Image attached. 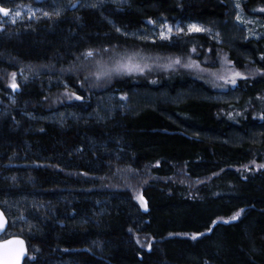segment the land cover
<instances>
[{
    "label": "trees",
    "instance_id": "16d2710c",
    "mask_svg": "<svg viewBox=\"0 0 264 264\" xmlns=\"http://www.w3.org/2000/svg\"><path fill=\"white\" fill-rule=\"evenodd\" d=\"M240 1L264 22V0ZM21 3L14 22L0 14V209L4 236L27 241L24 264H264V167L241 170L264 163V35L234 33L227 0H0ZM149 21L199 23L225 42L163 41ZM137 48H219L246 70L230 87L239 99H213L188 71L103 75ZM63 89L83 99L51 105Z\"/></svg>",
    "mask_w": 264,
    "mask_h": 264
},
{
    "label": "rangeland",
    "instance_id": "374dc122",
    "mask_svg": "<svg viewBox=\"0 0 264 264\" xmlns=\"http://www.w3.org/2000/svg\"><path fill=\"white\" fill-rule=\"evenodd\" d=\"M227 3L229 5V15L230 19L232 20V30L234 33L241 34L242 38H249V37H258L259 34L264 35V22L260 21L257 17L251 16V15H245L243 13V8L241 6V1L240 0H227ZM240 4V8L236 7V4ZM0 8H3L0 6ZM6 9V8H5ZM27 9L26 6H24L22 3L12 9L9 10V15L5 16L3 13H0L3 18L7 19L8 21H14L18 16H16V12H22ZM241 16L242 20L245 22H241L240 20H237L236 17ZM6 20V21H7ZM7 21V22H8ZM149 29H147L151 34H153L157 39L163 40V41H171L173 40L174 37L176 36H181L183 34H190L188 32V26L191 24H197L201 27H204L206 29H210L209 27H205L199 23L195 22H190V23H183L180 21L177 22H171V21H159V22H154L149 21ZM164 25H171L172 26V33L171 39L164 40L160 38V34L162 32H165L166 29L164 28ZM178 28L184 29V32H179L178 33ZM201 33H214L216 35V39L218 40L219 43L225 42L223 34L221 31H208V32H201ZM217 56L216 58L211 59L210 58V50H206V55L205 54H198L197 51L193 52L192 50L190 51L189 54L186 55H163L162 53H153V52H144L141 49H134L130 50L128 53H123L119 54L118 56L113 54L112 57L116 58L114 59L113 68L110 69V74L115 72L116 66L119 63H128V58L131 57V63L132 64H139L144 70L143 72L139 71H134L137 73H140V75H144L147 77L154 76L158 70L164 69L165 71L169 72L170 70L173 72H190L191 75L195 76V78H200L202 79L203 82H205L208 86L212 87L213 90H215V93L212 95L213 99L215 100H220V101H232L235 100L237 101L239 98L237 95L231 90L230 87H235L238 81L242 77H237L236 78V84H229L225 83L224 79H219V77L223 76L225 78L231 77L234 72H240L243 74V77H246V70L239 68L232 60H230L228 53L222 51L221 49L218 48L216 52ZM200 55V56H199ZM225 57L227 59H225ZM179 58L180 63L175 64L173 61L175 59ZM192 61H195L198 66H193V67H185L184 65L191 63ZM170 65V66H169ZM98 71L97 73L104 72L103 68H100V64L97 63ZM102 69V71H101ZM109 70H106L104 73L108 72ZM248 73L250 70H247ZM117 72V71H116ZM125 71L118 72L119 75L124 73ZM12 74V73H11ZM10 74L9 81L8 83L11 84L12 82V76ZM250 74V73H249ZM95 76V74H94ZM106 80V79H104ZM17 81V79H16ZM73 92L68 90V89H63L60 92L57 93V96L54 95L50 98L51 105H57L59 103H64L67 101H71L76 99L75 95H71ZM261 165H264L262 162H252L249 163L241 168V170L244 173H250L254 172L261 167ZM122 181V180H121ZM136 192V191H135ZM140 190H137V198L141 202L143 208H145L143 201L144 198L142 197ZM140 197L143 198V201L140 199ZM240 213L239 217L237 219H233V217L237 214ZM243 215V211L241 212L240 210L235 212L233 215L228 216V217H220L216 221L217 222H231V221H237L239 220ZM196 235V239L201 236V234L198 233H186L182 234L183 237H190L192 238L193 235ZM137 235V234H135ZM147 235H139L137 237L138 241L141 244L146 243L147 246H151L152 243L155 242L154 239L150 237H146ZM193 239V238H192ZM195 240V239H194ZM149 248V247H148Z\"/></svg>",
    "mask_w": 264,
    "mask_h": 264
},
{
    "label": "snow or ice",
    "instance_id": "6c2138e0",
    "mask_svg": "<svg viewBox=\"0 0 264 264\" xmlns=\"http://www.w3.org/2000/svg\"><path fill=\"white\" fill-rule=\"evenodd\" d=\"M236 7L237 8H240L241 6H240L239 3H237L236 4ZM260 10L261 11H264V9H260ZM0 13H3L5 16H7V15H9V10L8 9H5V8H0ZM20 15H21L20 12H16V16H20ZM33 15H35V14L33 13ZM44 15L47 16V15H49V13H44ZM57 15H59V13H57ZM236 19L237 20H240L241 22H245V21L242 20V17L241 16H237ZM164 28L166 29V31L165 32H162L160 34V38L161 39H164V40L171 39V35L170 34L173 31L172 26L171 25H164ZM118 31H119V29H118ZM177 31H178V33L179 32H184V29L178 28ZM208 31H210V29H206V28L201 27V26H199L197 24H191V25L188 26V32L189 33H201V32H208ZM96 51H98V50H89L86 53V56H88V57L94 56V54H95ZM192 51L195 52L196 49L193 48ZM225 59H227V58L225 57ZM131 60H132V58L129 57L128 58V63H119L118 62L115 71H117V72L125 71L128 74H131L134 71L143 72L144 69L139 64H132L131 63ZM173 63L179 64L180 63V59L179 58L175 59L173 61ZM184 66L185 67H193V66H198V65L196 64L195 61H192L191 63L186 64ZM95 75H97V78H99L101 76V73H96ZM103 75H110V73H103ZM11 76H12L11 87L15 90V89H17L19 87V85L16 83V73H12ZM237 77H242V78H245L246 79V77H243V74L240 73V72H234L233 75L231 77H228V78H225V77L221 76V77H219V79H224L225 80V83H229V84L235 85L236 84V78ZM71 95H75V93H72ZM75 98L76 99H83V97H80V96H75ZM261 167H264V165H261ZM140 199L143 201V198L142 197H140ZM143 203H144L145 208H147L146 201H143ZM240 211L242 212L243 209H241ZM239 215H240V213L238 212L233 217V219H237L239 217ZM6 224H7V221L4 218L3 213L0 212V229H4ZM192 238L193 239H196V235L194 234ZM13 243L21 245V248L16 252L15 258L13 260H11V261L6 260L5 264H19V258H20V256H22L24 254V252L26 251V249L23 248V243L24 242L23 241H20V240H17V241H6L5 242V245L0 246V247H5L6 248L7 245H10V244H13ZM148 247L150 249L151 246L149 245Z\"/></svg>",
    "mask_w": 264,
    "mask_h": 264
},
{
    "label": "water",
    "instance_id": "95a60500",
    "mask_svg": "<svg viewBox=\"0 0 264 264\" xmlns=\"http://www.w3.org/2000/svg\"><path fill=\"white\" fill-rule=\"evenodd\" d=\"M0 212L3 213V211L0 209ZM4 218L7 221V217L5 216V214L3 213ZM7 228V224L5 225L4 229H0V246L5 245L6 241H23V248L26 249V251L24 252V254L22 256H20L19 258V264H24L27 256H28V245H27V241L25 240V238L21 237V236H12L9 238H1L2 234L4 233V231ZM21 248V245L19 244H10L7 245V247H0V264H5L6 260L11 261L15 258L16 252Z\"/></svg>",
    "mask_w": 264,
    "mask_h": 264
}]
</instances>
